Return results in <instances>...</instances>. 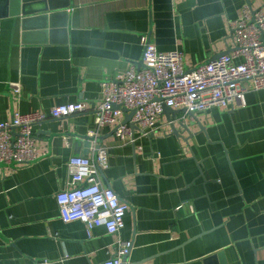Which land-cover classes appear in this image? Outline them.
Listing matches in <instances>:
<instances>
[{"label":"crops","instance_id":"1","mask_svg":"<svg viewBox=\"0 0 264 264\" xmlns=\"http://www.w3.org/2000/svg\"><path fill=\"white\" fill-rule=\"evenodd\" d=\"M52 1L46 17H0V120L67 102L86 111L35 126L37 161L0 163V264H103L118 239L133 242L127 264H264V90L246 81L228 108L194 116L175 108L176 125L195 122L187 141L165 114L134 142L95 115L103 81L143 67L142 36L160 51H182L194 68L230 53L229 20L264 0ZM90 134L109 150L104 184L129 205L119 235L60 217L68 162L92 155L82 138Z\"/></svg>","mask_w":264,"mask_h":264},{"label":"built area","instance_id":"2","mask_svg":"<svg viewBox=\"0 0 264 264\" xmlns=\"http://www.w3.org/2000/svg\"><path fill=\"white\" fill-rule=\"evenodd\" d=\"M229 25L234 49L194 68L187 67L182 51H160L147 35L142 36L145 66H131L125 73L103 81L101 102L95 110L97 125L114 123L121 139L134 142L136 130L144 136L154 134L164 105L205 112L239 102L248 91L246 81H252L255 89L264 90V8L247 5L241 16L229 20ZM237 59L241 61L236 62ZM10 87L20 93L19 84L11 83ZM85 111L84 102H67L54 106L50 112L16 114L11 121L0 120V163L27 165L37 161L40 154L35 126ZM129 112H133L131 120H123ZM132 123L137 125L136 130ZM90 136L92 155L72 156L68 162L67 187L56 196L60 217L65 222H84L89 233L105 226L111 235H119L129 205L104 184L109 150L98 144L95 134ZM132 249V241L118 239L114 254L103 264H127L125 259Z\"/></svg>","mask_w":264,"mask_h":264},{"label":"water","instance_id":"3","mask_svg":"<svg viewBox=\"0 0 264 264\" xmlns=\"http://www.w3.org/2000/svg\"><path fill=\"white\" fill-rule=\"evenodd\" d=\"M33 1H37V2H48L49 0H0V17H6L9 15H13V14H22L24 16H32V15H42V17H46V14L43 13H49L52 12V10H55V6L52 3L53 1H49L48 4H39L40 7L38 9H36L35 11L32 10L30 8V6L32 5ZM188 2L190 3H194L193 0H189ZM18 3V4H16ZM186 3V2H185ZM179 4V7H189L192 6L194 4ZM17 7L16 11H14V8ZM51 10V11H50ZM142 66H145V63L142 61ZM180 112V110H177L173 107H169L167 105H164V113L169 121L171 122V130L172 133L175 134L176 136L182 138L183 140H188L189 138L192 137V135L194 134L193 131L191 130V127L194 125L195 122H187L184 121L183 119L179 120L178 125H176V123L174 122L175 119L178 118V113ZM182 112L187 113L190 116H194L195 113L194 112H190L188 110H186L185 108L182 109ZM133 112H129L126 115V120L125 121H130L132 118ZM198 124L200 126L201 129H203L204 127L202 126V124L198 121ZM131 126L134 128V130L137 129V125L132 123ZM184 132L188 133V137L186 138L184 136ZM83 139L86 140V145L90 146L91 145V141L93 140L92 136H83ZM125 261L127 262V258L125 259Z\"/></svg>","mask_w":264,"mask_h":264}]
</instances>
